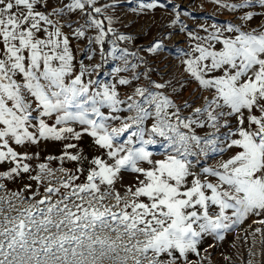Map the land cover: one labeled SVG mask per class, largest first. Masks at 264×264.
Here are the masks:
<instances>
[{"label":"snow or ice","instance_id":"1","mask_svg":"<svg viewBox=\"0 0 264 264\" xmlns=\"http://www.w3.org/2000/svg\"><path fill=\"white\" fill-rule=\"evenodd\" d=\"M210 2L242 15L211 31L201 25V36L172 0L132 9L171 5L174 31L163 39L189 40L175 57L178 76L158 81L146 57L118 46L133 37L116 33L106 14L116 0H0V166L8 165L0 170V264H202L205 237L223 240L250 217L264 226V22L251 27L249 10L264 0ZM73 39L87 41L85 52L98 46L100 62L77 70ZM164 50L154 40L138 51ZM108 58L131 78L94 79ZM118 85L133 90L121 98ZM84 137L91 158L79 147ZM45 141L63 142L61 155L47 157L61 166L37 163L32 175L39 154L28 148ZM22 174L36 190L7 192L5 182ZM124 174L134 182L122 184Z\"/></svg>","mask_w":264,"mask_h":264},{"label":"rangeland","instance_id":"2","mask_svg":"<svg viewBox=\"0 0 264 264\" xmlns=\"http://www.w3.org/2000/svg\"><path fill=\"white\" fill-rule=\"evenodd\" d=\"M112 0H100V4L111 3ZM140 0H132L131 3L128 0H116L115 8L107 10L106 14L112 16L115 32L118 34L129 35L133 37L130 42H118V46L121 48H127L130 52H137L141 57H146L149 61V67L152 69L151 78L158 80L163 76L165 79L171 76H178L180 72L179 61L175 58L177 51L180 48H185L189 45L187 35L184 33L172 35L168 39H163L170 31L167 24L173 18L171 12V5L168 9L157 8L154 12H146L144 14H137L132 9L138 8ZM148 3L151 0H143ZM160 2L167 3V0H160ZM230 2H239V0H230ZM52 6L55 5L56 0H50ZM172 3L180 6L181 23L188 26L189 29L196 31L199 35L203 36L205 33L201 29V25L209 27L213 23L223 26L228 21L239 20L242 12L233 14L226 9H221L217 5L210 2V0H172ZM254 13V20L251 22V27H258L264 22V9L254 8L249 9ZM187 13V14H185ZM76 20V16L72 17ZM106 23V22H105ZM107 26V25H106ZM179 27V25H177ZM66 31H68L66 29ZM89 35H94V32H89ZM111 38V37H109ZM163 40L165 50L156 56H150L149 54L138 51L141 48L149 46L152 41ZM73 53L76 56V66L79 69V64L83 61L86 65H94L100 62L98 46L93 45L87 52L84 49L87 47L86 40L77 41L72 40ZM107 45V49H108ZM92 49H95V55L91 61L87 59L88 55L92 54ZM131 63H137L136 60L129 57ZM116 67H123L121 61H113L108 58L107 63L103 64L100 69V75H94L93 78H98L104 82L113 83L120 77L131 78V72H121L119 74L114 73ZM137 72L144 71L143 67H138ZM144 83L143 77L140 81H133V86ZM133 86H119L121 98L125 95H130ZM195 85H191L186 88L183 94V98L187 99L189 94ZM79 143V147L83 149L84 153L91 158L95 155L91 138L84 137ZM154 151L156 149H153ZM29 153H38L39 159H34L30 163L32 164V175L36 174L37 163H49L53 169H59L61 163L59 160H52L49 162L47 157H57L63 152V142L60 141H45L38 145H32L28 148ZM209 164L215 163L213 160L208 161ZM66 168H74L75 162L64 161L63 164ZM8 165L0 166V170H7ZM86 167V165H85ZM61 173L57 172V177ZM134 182V177L130 174H124L122 184H129ZM6 191L18 192L24 190L25 185L31 184V190L23 192L25 196H30L37 188L36 182L30 180L28 174H22L15 180L7 181ZM120 186L119 184L117 185ZM40 191H43L41 186ZM5 192L0 190V196H3ZM39 197H37L38 199ZM255 217H250L243 224L237 226L235 229L224 233L223 240H216L211 236L205 237L202 243L199 245L200 256L203 258L202 264H264V232H256L257 228L264 229V226L253 223ZM196 260L197 257L193 255L191 257Z\"/></svg>","mask_w":264,"mask_h":264},{"label":"trees","instance_id":"3","mask_svg":"<svg viewBox=\"0 0 264 264\" xmlns=\"http://www.w3.org/2000/svg\"><path fill=\"white\" fill-rule=\"evenodd\" d=\"M104 47H105V49H107V44H105V46H104Z\"/></svg>","mask_w":264,"mask_h":264}]
</instances>
